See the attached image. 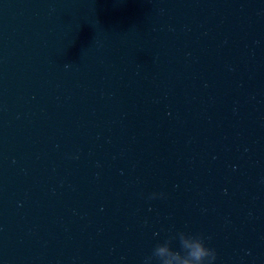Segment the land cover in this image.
<instances>
[{
	"label": "water",
	"instance_id": "95a60500",
	"mask_svg": "<svg viewBox=\"0 0 264 264\" xmlns=\"http://www.w3.org/2000/svg\"><path fill=\"white\" fill-rule=\"evenodd\" d=\"M256 1L0 0V264L163 245Z\"/></svg>",
	"mask_w": 264,
	"mask_h": 264
},
{
	"label": "clouds",
	"instance_id": "9594fccd",
	"mask_svg": "<svg viewBox=\"0 0 264 264\" xmlns=\"http://www.w3.org/2000/svg\"><path fill=\"white\" fill-rule=\"evenodd\" d=\"M153 194L150 198H155ZM180 251H173L170 247L171 237L163 245L157 244L151 256L145 257L143 264H215L217 253L215 249L205 246V238L202 235H186L181 232L177 234Z\"/></svg>",
	"mask_w": 264,
	"mask_h": 264
}]
</instances>
